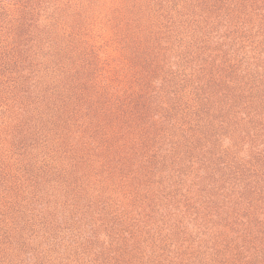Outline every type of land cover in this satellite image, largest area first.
I'll list each match as a JSON object with an SVG mask.
<instances>
[{"label": "rangeland", "instance_id": "374dc122", "mask_svg": "<svg viewBox=\"0 0 264 264\" xmlns=\"http://www.w3.org/2000/svg\"><path fill=\"white\" fill-rule=\"evenodd\" d=\"M78 1L85 6L78 16L79 9L75 15L71 14L74 0L72 9L64 15L69 17L66 22L77 16L86 25L104 18L100 24L103 27L95 23L90 27L94 36L91 48H100L102 53L107 46L112 56L122 58L121 62L123 56H132L133 51L123 47L124 40L131 36L125 21L128 11L109 0ZM231 1L228 8L224 7L228 16L224 15L219 22L220 37H234L225 39V50L222 49L224 60L232 59V64L235 63L234 70L226 77L231 78L228 86L214 82L201 88L203 78L197 79L195 74L202 72L196 71V62L186 57L185 50L172 51L166 57L163 53L157 64L149 67L141 62L126 72L130 76L135 70L147 69L143 72L144 80L133 86L136 90L146 87L147 82L152 86L142 99L144 104H155L161 113L155 115L160 130L172 125L171 120L186 128L192 119L183 118L180 122L186 116L185 111L172 105V90L177 84L167 83L164 78L170 74L179 77L180 83L196 87L201 109L198 113L204 111L209 120L200 125L202 129L194 136L177 128L172 138L176 149L168 140L161 143L158 127L143 135L124 131L120 147L125 149L103 152L92 157L88 164L70 161L69 166L62 160L65 156L57 152L60 142L54 136L42 140L45 132L39 136L29 132L33 118L25 105L16 100V95L9 100L11 104L5 105L0 91V166H3L0 264H218L221 261L212 259V248L222 245L226 228L241 227L243 221L240 223L238 218L245 219L249 211L260 215V208L264 207V131L257 130L253 122H264V29L259 27L262 20L253 12L251 1ZM190 2L184 0V6L190 7ZM10 3L12 0H0V69L29 65L18 45L25 43L21 32L15 30L18 11H12L14 4L10 11L4 6ZM36 18L43 20L40 16ZM251 47L255 60L249 64L242 57ZM137 57L142 59L140 53ZM126 73L119 76L122 84L129 81ZM125 87L128 88L126 84ZM253 108L258 112L250 116ZM188 135L192 141L190 161L194 166L189 165L190 172L180 160L160 159L149 164L145 161L147 156L133 148L135 143H143L152 155L159 154L162 158L168 154L181 159L185 156L182 147ZM120 152L122 160L118 158ZM106 159L108 167L104 168L102 162ZM180 166L188 173H180L177 169ZM252 168L258 169V177L261 176L253 177L261 186L252 197L261 199L254 200L256 205L249 209L250 200L237 202L239 181L243 174L250 176ZM214 178L226 189L217 190Z\"/></svg>", "mask_w": 264, "mask_h": 264}, {"label": "trees", "instance_id": "16d2710c", "mask_svg": "<svg viewBox=\"0 0 264 264\" xmlns=\"http://www.w3.org/2000/svg\"><path fill=\"white\" fill-rule=\"evenodd\" d=\"M73 1L12 0L10 5H4L10 11L14 4L12 11H18L14 20L15 30L21 32V40L25 41L18 45L22 47V55L27 57L29 65L23 68L3 66L0 69V91L5 105L11 104L9 100L14 99L13 95L25 105V110L33 118L29 132L36 136L45 132L42 140L54 136L53 139L60 142L57 152L65 156L62 160L69 166L70 161L88 164L92 157L103 152L125 149L120 147V141L125 138L124 131L143 135L150 128L158 127L161 143L168 140L174 149L175 140L172 138L177 128L191 136L196 135L198 129H202L200 125L209 119L204 111L198 113L201 110L198 104L200 97L195 86L182 84L179 77L174 78L170 74L167 75L168 78H164L167 83L177 84L172 90V105L185 111L186 116L181 117L180 122L183 118L192 119L186 128H180V123L171 120L172 125L161 127L160 130L155 115L159 116L161 113L155 109V104H144L142 99H145L152 86L148 82L146 87L137 90L133 86L144 80L143 72H147V69L135 70L130 76L126 72L141 62L149 67L153 63L157 64L158 57L163 53L166 57L172 51L185 50L186 57H190L191 62H196V71L202 72L195 74L197 79L203 78V82L199 84L201 88L214 82L228 86L231 78L226 77L234 70L235 63L232 64V59L224 60L222 49L224 40H233L234 37H220L222 34L219 22L224 15L228 16L224 7L228 8V3L232 1L191 0L190 7H185L184 0H109L128 11L125 21L131 29V36L128 35L130 39L124 40L123 47L127 46L132 50L133 55L123 56L122 62L121 57L112 56L113 53L107 46L102 53L100 48H91L94 36H91L90 27L94 23L103 27L100 24L104 18H97L86 25L81 24L77 16L85 6L84 3L75 0V8L71 14L75 15L78 9L79 12L74 20L66 22L69 17L64 18V15L72 9ZM247 1L253 3V12L262 20L259 27L264 29V0ZM37 16L43 20L38 21ZM245 22L243 25L247 28L248 24L245 25ZM238 26L245 30L241 24ZM15 47L16 45L13 46ZM137 53L141 54V60ZM3 58L8 60L5 54ZM242 59L249 64L255 60L252 47L244 52ZM247 72L252 75L248 69ZM123 73L128 75L129 81L125 83L128 88L119 79ZM251 112L250 116L257 114L258 110L253 108ZM253 122L258 127L257 130L264 131L263 121ZM189 135L182 147L185 156L181 159L168 154H164L162 158L159 154L152 155L149 148H144L143 143H135L133 148L142 151L149 164H155L160 159L166 162L180 160L190 172L189 165L194 166L190 161L192 141ZM117 142L118 146L115 145ZM118 158L122 160L121 152L118 153ZM102 164L107 168V159ZM2 167L0 166V178ZM177 169L180 173L187 172L183 166ZM251 170L253 173L250 176L243 174L239 181L237 202L239 204L243 200H250L249 209L256 205L254 200L261 199L252 197L261 186L258 185L260 181L254 178L260 179L261 176L258 177V169ZM214 186L217 190L226 189L215 178ZM254 212H247L245 219L243 216L238 218L240 223L243 221L241 227L237 225L238 227L226 228L222 245L212 248V259L221 260L218 264H264V207L260 208V215ZM235 214L238 216L237 211Z\"/></svg>", "mask_w": 264, "mask_h": 264}]
</instances>
